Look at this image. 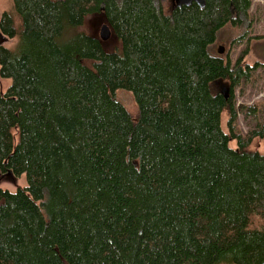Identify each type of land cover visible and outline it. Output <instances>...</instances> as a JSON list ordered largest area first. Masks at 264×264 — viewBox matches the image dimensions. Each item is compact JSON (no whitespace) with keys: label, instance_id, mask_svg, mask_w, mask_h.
Here are the masks:
<instances>
[{"label":"trees","instance_id":"1","mask_svg":"<svg viewBox=\"0 0 264 264\" xmlns=\"http://www.w3.org/2000/svg\"><path fill=\"white\" fill-rule=\"evenodd\" d=\"M12 2L0 173L28 185L0 187V264H263L264 155L251 146L264 104L239 109L235 91L259 64H243L249 44L234 62L212 53L228 26L252 28L254 1L169 15L157 0ZM95 15L117 48L85 31ZM240 113L260 121L247 136Z\"/></svg>","mask_w":264,"mask_h":264},{"label":"rangeland","instance_id":"2","mask_svg":"<svg viewBox=\"0 0 264 264\" xmlns=\"http://www.w3.org/2000/svg\"><path fill=\"white\" fill-rule=\"evenodd\" d=\"M253 1L252 13H256V20L254 21L252 28L249 29L248 22H246L243 28L228 26L220 33L218 41L212 50L213 54L219 55V48L224 47L225 53L222 57L225 59L231 58L232 62H234L249 44V54L244 58L243 64L251 67H254L256 64H259V66L264 65V0ZM157 2L162 6L167 15L171 14L173 10L172 0H157ZM5 12L14 13L12 0H0V20ZM104 21L105 20L100 16L89 17L84 29L87 33L100 37V29ZM245 34H247V37L242 39V36ZM237 39H241L242 41H238L234 44ZM17 42V40L10 41L0 38V45L8 48H13ZM105 44L109 51L118 47L117 41L113 39ZM85 64L90 66L91 62L87 61ZM259 66L258 69L253 70L252 78L240 83V85L235 88L236 102L239 109L244 106L249 107L257 104H264V69L262 66ZM220 84L222 85V83H219L218 85L220 86ZM10 86V80H3L0 78V89L3 92H6ZM218 91L221 92L220 88H218ZM118 98L124 103L132 117H136L138 109L132 95L126 92H119ZM227 122L228 117L224 115L222 125L225 131H228ZM259 122L258 117L252 115L245 116L244 113H240L237 122V131L238 133L247 136L251 131L256 129ZM231 147L236 149L237 144L232 143ZM251 150L259 151L264 155V139H256L251 146ZM27 185L28 183L25 175L16 178L3 176L0 173V187L3 189L15 192L20 188L27 187Z\"/></svg>","mask_w":264,"mask_h":264},{"label":"water","instance_id":"3","mask_svg":"<svg viewBox=\"0 0 264 264\" xmlns=\"http://www.w3.org/2000/svg\"><path fill=\"white\" fill-rule=\"evenodd\" d=\"M173 4H174V7L178 8V9H181L183 7H191V6H193L195 4L200 9L204 10L205 7H206V0H174ZM95 16H100V17H102L105 20L104 23L101 25V29H100V37H99V39L102 41V43H106V42H108V41H110L112 39L117 41V38L113 34L112 29H111L108 21L106 20V18L103 15H95ZM91 17H93V16H91ZM218 53L220 55H223L225 53V48L224 47H220L219 50H218ZM218 87L220 88L221 94L223 95L225 100L228 101L229 98H230V94H231L230 85L228 83L227 84L222 83V85L220 84V86L218 85ZM9 174H11V173H9Z\"/></svg>","mask_w":264,"mask_h":264},{"label":"flooded vegetation","instance_id":"4","mask_svg":"<svg viewBox=\"0 0 264 264\" xmlns=\"http://www.w3.org/2000/svg\"><path fill=\"white\" fill-rule=\"evenodd\" d=\"M106 45V44H105Z\"/></svg>","mask_w":264,"mask_h":264}]
</instances>
